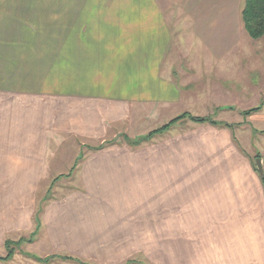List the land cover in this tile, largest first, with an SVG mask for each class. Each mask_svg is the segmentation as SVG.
Wrapping results in <instances>:
<instances>
[{
	"label": "crops",
	"instance_id": "crops-1",
	"mask_svg": "<svg viewBox=\"0 0 264 264\" xmlns=\"http://www.w3.org/2000/svg\"><path fill=\"white\" fill-rule=\"evenodd\" d=\"M244 2L0 0V252L264 264V153L224 125L264 94ZM216 108L221 124L129 141Z\"/></svg>",
	"mask_w": 264,
	"mask_h": 264
},
{
	"label": "rangeland",
	"instance_id": "rangeland-1",
	"mask_svg": "<svg viewBox=\"0 0 264 264\" xmlns=\"http://www.w3.org/2000/svg\"><path fill=\"white\" fill-rule=\"evenodd\" d=\"M249 38L252 39L251 37ZM260 39L261 41L259 45L257 44L256 49L261 50L262 54H256L255 56H252L249 59V63L251 62L252 64L250 65L251 68L250 70H248L247 74H248V79L250 80V82L256 79V82L258 83V85H261L262 86L261 88L264 89V36H261L257 39H252V40L259 41ZM260 92L264 93V91H260ZM201 93L203 92L199 86V89L195 91V94L199 95ZM259 95H261L260 96L261 99L258 103L256 102L257 104H255V102L249 101V104L241 106V107H235V106L229 107L228 109L231 110L230 112H232L233 115L227 118L226 123L232 129H234V127H237L238 129L241 128L242 130H244L243 133H240L239 131H237L239 135L236 136V138L241 142V146H243L247 150L248 149H253V150L258 149L259 151H261V153H264V140L259 135L261 133H264V116L262 115L264 114V94L262 95L261 93H259ZM191 109L187 110L188 112H185L183 110L184 111L183 113H185V115L181 116L179 119L174 121L171 125L167 126L165 129L157 131L151 137H153L155 134H158V133L161 134L162 132L169 130L171 126L173 125H174L173 128L179 131L190 130L194 126H197L196 125L197 123L193 122V120H191V117H204V118L213 119L212 115L217 116L218 114L217 108L213 109L210 112L211 115H207V116H205L204 114H201L200 110L198 109H196V111H193V110L191 111ZM169 114H172V111L169 110L167 115ZM161 123L163 122L153 123L154 129L152 130H155V129L158 130L159 128H161L164 124L156 128V126L160 125ZM153 127L151 126V128ZM200 129L201 127H198V130ZM152 130H150L147 134H145L144 136L140 138H143V137L145 138L147 135H149V133ZM138 139L139 138H135L134 140H129V141L135 142ZM51 190L52 192L50 191V193L48 194L58 193L55 190L54 186L51 187ZM27 241L29 242L30 239L27 240V238H19L17 240L10 241L9 246L5 247L4 252H0V257H4L7 254L10 255V257L7 259L8 263H3V264H45L46 261H47L46 264H86L77 258H73V257L66 256V255L38 258L37 256L33 255L31 252L26 250V247H24V242H27Z\"/></svg>",
	"mask_w": 264,
	"mask_h": 264
},
{
	"label": "trees",
	"instance_id": "trees-1",
	"mask_svg": "<svg viewBox=\"0 0 264 264\" xmlns=\"http://www.w3.org/2000/svg\"><path fill=\"white\" fill-rule=\"evenodd\" d=\"M241 18L243 22V27L249 37H251L252 39H257L261 36H264V0H245L243 9L241 11ZM183 115H185V113H182L181 115L171 119L158 130H152L149 135H147L145 138H139L134 143L136 144L140 141L150 138L154 133L159 130L165 129L167 126L171 125L174 121H176ZM191 120L196 123L208 122L213 124H221L213 119L204 117H191ZM224 125L229 126L227 125V123H224ZM6 246H9V242H6ZM9 257L10 255L7 254L4 257H0V259L7 260Z\"/></svg>",
	"mask_w": 264,
	"mask_h": 264
},
{
	"label": "water",
	"instance_id": "water-1",
	"mask_svg": "<svg viewBox=\"0 0 264 264\" xmlns=\"http://www.w3.org/2000/svg\"><path fill=\"white\" fill-rule=\"evenodd\" d=\"M254 164H255V167H256V170H257L259 176L263 177V168H262V160H261V158L256 157L254 159Z\"/></svg>",
	"mask_w": 264,
	"mask_h": 264
}]
</instances>
